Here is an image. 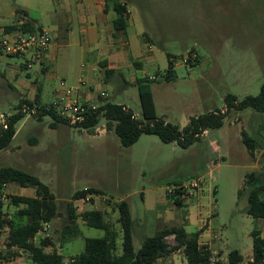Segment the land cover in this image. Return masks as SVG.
Wrapping results in <instances>:
<instances>
[{"label": "rangeland", "instance_id": "1", "mask_svg": "<svg viewBox=\"0 0 264 264\" xmlns=\"http://www.w3.org/2000/svg\"><path fill=\"white\" fill-rule=\"evenodd\" d=\"M122 1L126 3L130 22L126 31L127 50L133 60L141 63V69L128 67L125 78L128 80L134 70L138 77L157 75L151 83L157 116L182 127L190 115L224 109L226 94L241 99L259 93L264 81V0ZM17 8L27 11V15L17 14ZM27 18L47 29L59 45L58 70L54 75L52 69L45 74L38 63L20 69L24 58L1 54L0 123L16 112L20 99L33 100L38 93L36 82L31 81L30 93L17 83H13L14 91L9 90L5 85V82L11 83L9 69L17 68L25 80V73L29 72L30 80L43 85L38 102L49 103L60 89L61 78L66 85L77 86L75 81L81 64L90 68L95 61L85 50L80 25L65 13L63 1L0 0V27ZM192 53L197 59L190 64L189 61H194L190 58ZM168 55L173 57L176 77L165 80L160 73L168 67ZM83 80L95 92L105 90L109 101L124 104L138 119H143L136 84L117 83L115 87L111 83ZM28 111L25 109L26 114L16 123L9 147L0 150V168L27 171L55 195L59 214L34 237L36 244L48 236L63 259L74 257L83 250L85 237H101L104 230L86 226L78 217L79 233L61 244V230L67 222L66 203L73 202L78 212L92 208L105 211L107 220L119 231L115 205L122 200L129 206L134 229L152 219L156 229L165 225L182 226L183 212H200L201 223L208 221L215 235L212 264H228L231 250H238L244 258L251 252V231L260 228L264 218L246 213V196L239 197L238 190L243 186L245 173L261 169V149H256L251 156L242 141V131L253 135L261 128L262 132L264 113H255L250 108L230 110L220 128L207 130L198 141L182 148L176 142L164 143L149 134L141 135L125 147L115 132L104 134L108 131L104 119L98 125L104 124L105 131L98 134L66 124L52 128L49 115L39 118L38 114ZM229 126L232 129L229 128L226 141L224 133ZM212 142L221 149L212 151ZM196 178L202 180L197 193L184 199L191 206L174 205L166 189L174 182ZM93 186L104 192L93 195L92 200L72 198L76 190ZM33 194L32 187L8 183L0 191V209L8 218H13L16 206L10 202L9 195ZM170 208L175 209L171 213L173 220L166 217ZM183 226L190 233L196 230L193 224ZM6 231L4 226L0 233L1 251L5 250ZM116 241L120 252V235ZM167 242L172 245V236L167 237ZM140 244V238L133 237L135 250ZM169 258L166 256L165 264L184 261L182 251ZM22 262L30 263L27 252H17L9 264Z\"/></svg>", "mask_w": 264, "mask_h": 264}, {"label": "trees", "instance_id": "2", "mask_svg": "<svg viewBox=\"0 0 264 264\" xmlns=\"http://www.w3.org/2000/svg\"><path fill=\"white\" fill-rule=\"evenodd\" d=\"M114 12L112 25L116 32L124 35L128 25V10L122 0H105V11ZM17 14L27 15L24 9L17 8ZM40 27L27 19L20 24H12L4 27L6 31L18 29L21 32H33ZM193 50V49H192ZM169 56L168 67L160 77L165 80L176 77L173 57ZM197 57L193 62H196ZM147 77L137 79L136 86L141 105L143 119L135 117L131 109L123 104L109 101L107 98L100 102L99 107L83 121L70 124L67 119L60 117L53 110H45L43 103L38 102V97L33 100L20 99L17 110L5 118V127L0 124V150L9 147L15 135L16 123L26 114L23 109L36 108V114L41 118L43 115L51 117L50 127L58 124H66L84 128L93 132L100 119H104L107 130H113L122 146L128 147L135 143L143 134L154 135L164 143L176 142L182 148H187L198 141L205 130L217 129L223 125L224 118L230 110L241 111L250 108L253 112L264 113V81L257 95H246L238 99L233 94L224 97L225 107L223 110L215 109L203 114L192 115L187 123L180 127L157 116L155 104L151 93V83ZM25 105L27 107H25ZM261 127V125H259ZM258 128L253 135L242 131V141L253 156L256 149H261V169L245 173L244 182L238 190V196H246V213L254 218H264V135ZM8 183H14L21 187H32L33 195H9L10 202L16 206L13 219L0 209V233L4 226L8 227L6 246L15 247L27 252L31 264H62L63 256L54 247L48 236H44L39 244H35L34 237L44 224H49L58 214V204L54 193L40 179L22 169L15 167L0 168V191ZM104 191L96 187H85L76 190L72 198H85L87 194H102ZM176 206H183L184 199L180 192L167 194ZM92 200V198H90ZM118 209L117 223L120 230H115L107 220L105 211L100 209H85L77 211L73 202L66 203L67 222L63 226L60 235V243L77 236V218L86 226L104 230L101 237H85L83 250L74 255V261L69 264H154L160 257L170 252L181 249L186 264H211L212 252L207 245L199 243V235L202 229L187 232L183 226H163L158 228L152 236H140L141 244L138 249L133 246L134 221L130 209L125 201L116 203ZM20 216L26 217L25 221L15 219ZM121 236V250L117 252V237ZM173 236L174 244L169 245L167 237ZM251 257L244 259L238 250H231L227 256L228 264H264V237L259 230L251 231ZM50 247V248H49ZM1 255V254H0ZM217 264H221L218 262Z\"/></svg>", "mask_w": 264, "mask_h": 264}, {"label": "crops", "instance_id": "3", "mask_svg": "<svg viewBox=\"0 0 264 264\" xmlns=\"http://www.w3.org/2000/svg\"><path fill=\"white\" fill-rule=\"evenodd\" d=\"M60 1L64 2L65 13L70 18H75L77 23L80 25V32H81L82 37H83L86 52L91 57L95 58L94 64L90 68L83 66V64H81V71H80V74L75 81L76 82L75 84L77 85L79 80L83 79V78L86 79L87 81L89 80V81H97V82L100 81V82H105V83H111L115 87H116L115 84H117V83H120L122 85L136 84L137 79L141 78V77L136 76L135 70L141 69V63L138 60H133L132 56L128 53V50H127V46H128L127 33L122 35V34L116 32L114 30L113 25H112V19L114 18V12L110 9L105 11V0H74V2L69 1V0H60ZM27 19H29V18H27ZM27 19L18 20L15 24H20L21 22H24ZM4 26H7V25H4ZM129 26H130V22L128 20V25H127L126 31H127ZM38 27L44 28L42 26H38ZM52 42L53 43L50 46L47 54L42 58L41 61H39L37 63L39 64V69L42 72L47 74L49 72V70L52 69L53 70L52 73L54 75L56 70H58V67H56V60H57L58 46L59 45L53 41V38H52ZM1 57H2V55L0 54V58ZM51 62H53V64ZM131 65L134 66L135 70L129 76V79L127 80L125 77H126L127 71H129L128 67H130ZM23 68H24V66L21 65L20 69H23ZM9 70L12 73V75L8 77V80L11 81V83L5 82L6 83L5 85L7 86V88L9 90L14 91L13 89H15V87L13 86V83H17L18 86L24 88V90H27V92L30 93L32 91V89L29 88V82L30 81L36 82V84H37L36 88L38 90L36 97H38V100L41 99V96L43 95V85L38 83L36 80H34V81L30 80L31 74L29 72L25 73L26 77H27V80H25V78L23 79L20 77V74H19L17 68L16 69H9ZM62 77H64V76H62ZM142 77H145V76H142ZM151 93H152V91H151ZM77 97L80 100H87V99L96 100L97 92H95L93 89L91 91H89L87 89V87H79L78 92H77ZM152 98H153V93H152ZM30 100H32V99H30ZM153 101H154V99H153ZM40 103H47V102H40ZM125 107L128 108L127 106H125ZM221 110H223V109H221ZM190 116H192V115H190ZM135 117H136V115H135ZM189 117H188V119H189ZM188 119H187V121H188ZM229 128H231V127L229 126L224 133L226 141H228V135H229L228 133L230 131ZM206 131L207 130H205L201 134V136L204 135L206 133ZM110 132H114V131L108 130L104 134H109ZM261 133L264 135V130ZM210 148L214 152H217L221 149V147H219L214 142L210 143ZM97 188H99V187H97ZM183 202H184L185 206H188V205L191 206V204H185V200ZM174 210L175 209H173V208L169 209L168 215L166 216V217H168V220H173L171 218V213L174 212ZM181 218H182L183 225L193 224V225H196V230L202 229V231L199 235V243L207 245L208 248L211 250V252L214 253V250L212 249V244H213L212 241L214 240L215 235L212 234V231L210 230L211 227H210V224L208 221L203 222V224L201 223L202 222L201 213L200 212L197 213L193 210L191 212L187 211V212H183L181 214ZM11 219H13V218H11ZM261 219H263V218H261ZM15 220L22 222V221L26 220V217L20 216L19 218L15 219ZM154 224H155V222L152 219V221L146 222L145 225H143L142 227H138L137 229H134L133 237L138 238L140 236H143V234H145L147 236H152L155 233V231L157 230L156 228H154V226H153ZM183 227L185 229V226H183ZM259 227L260 228H258L257 230H259L261 236L264 237V230H263L264 223L261 222ZM41 231H42V229L39 230V232H37L36 235L39 234ZM7 234H8V227H7V231L5 234V236H6L5 237V244H4L5 250H3V251L0 250V254H1L0 255V264H5V263L9 264L11 262V260L17 256V252H22L21 250L15 248V247H10V249H9L6 246ZM172 238H173V236H172ZM173 241H174V238H173ZM172 244H174V242H172ZM179 251H182V250L181 249L174 250L166 256H170L169 259H171V257L174 256L175 253H177ZM166 256L158 258L154 264H165ZM250 257H251V252L247 256H245L244 259L247 260V259H250ZM29 262L30 263H28V264H31L30 258H29ZM21 264H26V263L22 262ZM169 264H172V262ZM179 264H186L185 257H184V261L179 262ZM211 264H212V262H211Z\"/></svg>", "mask_w": 264, "mask_h": 264}, {"label": "built area", "instance_id": "4", "mask_svg": "<svg viewBox=\"0 0 264 264\" xmlns=\"http://www.w3.org/2000/svg\"><path fill=\"white\" fill-rule=\"evenodd\" d=\"M52 37L49 31L45 28H39L33 32H12L6 31L4 27H0V54L12 57L24 58V69L31 68L33 64L42 60L47 54L50 46L52 45ZM191 61L196 58L192 53ZM150 80H156L157 75L145 76ZM60 89L57 92L55 99L49 103H43L45 110H53L57 115L68 120L70 124H76L83 121L86 117L90 116L100 105L103 99L108 97L105 90L97 92L96 100H80L77 97L79 87H87L89 91L93 86L86 84L83 79H80L77 86L66 85L64 79H60ZM25 111V109H23ZM30 114L36 113V108L33 107L28 111ZM2 117V115H1ZM5 127V120L0 123ZM94 131L98 134L105 131V126L98 124L94 127ZM202 184L200 178L190 181H177L172 183L167 189L166 194H173L180 192L183 199L195 195L198 188ZM95 194H87L84 199L89 200ZM93 199V198H92ZM46 228V224L42 230ZM74 261L73 256L69 259H63L62 264H69Z\"/></svg>", "mask_w": 264, "mask_h": 264}]
</instances>
